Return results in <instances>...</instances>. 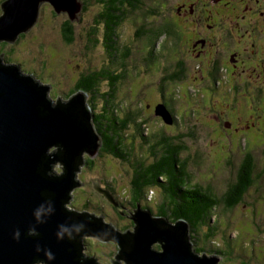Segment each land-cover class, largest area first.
Masks as SVG:
<instances>
[{
  "label": "rangeland",
  "instance_id": "rangeland-1",
  "mask_svg": "<svg viewBox=\"0 0 264 264\" xmlns=\"http://www.w3.org/2000/svg\"><path fill=\"white\" fill-rule=\"evenodd\" d=\"M167 2L168 8H162L163 13L170 14L174 10L180 19H182L180 15L184 14L192 17L194 14L199 15L198 9L202 4L207 6V4L215 3V6H219L223 3L225 6L233 8L238 6L240 7V9H237L239 10V15H242L246 6L245 0H219L217 2L213 0H167ZM149 4L150 6L155 5L154 1H150ZM1 6L0 0V15L3 13ZM39 7L40 11L36 21L25 31L24 37H17V40L14 41L2 40L8 44L6 49L14 48L12 54L15 58L12 59L10 57V51L5 52V54L0 53V58L5 61V56H8L7 58L10 62H15H11V64L19 65L26 74H32L38 83L42 85L45 83L48 86L47 96L49 95L48 98L52 102V106L55 107L57 100H69V97H67L69 88L74 86L78 79L83 78L85 72L90 69H98L102 67L104 60L106 62L104 48L101 43L95 44L90 49L87 48L89 38L87 32L94 25V17L102 7L100 4L90 3L88 9L83 13L81 12V18L72 21L75 39L71 43L66 42L63 38V23L69 19L67 12H55L49 0L42 1ZM142 19L141 13L136 12L125 20L121 28H119L120 39L123 43L131 47L136 44L135 33L137 34V31L143 26ZM233 23L235 24V22ZM258 40L260 41V38ZM260 42L264 44V40ZM217 45L218 42L215 37L209 38L200 56L210 60L209 50H213ZM218 53L217 48L215 54H212V58L216 57ZM229 53L230 51L227 54L229 55ZM262 63L264 69V61H261L260 65ZM127 70L128 75L130 71L133 73L122 79L114 98L120 104L123 101L127 102L125 105L126 109H140L142 119L144 118L148 121L147 125L149 126L147 127L146 124H143V131H141L138 122L134 125L131 123L126 128V137L127 142L133 146L134 155L142 154V156L147 157L145 160L149 162L152 160V156L145 138L151 133L149 128L167 127L166 134L169 135L188 130L181 122H179V125L172 126L173 124L165 121L161 115L155 114L154 110H152L162 98L157 87L162 76V73L158 71V66L146 64L142 60V53L138 54L137 50H135V53L127 63ZM233 72L237 73L236 70H233ZM192 78L193 81H196L194 76ZM229 82L231 83V80ZM251 82L248 85L256 88V85ZM226 83L218 84L213 90L211 87L207 88V84L204 85L206 90L201 96V102L199 103L196 97L199 94L196 90L194 91L195 87L190 84L193 106H188L196 108L195 111L191 110L190 114H187L188 107L186 103L175 102L173 104L178 113H185L183 117L186 125L192 126L193 123H196V130L200 132L198 142H196L197 136L193 139V135L190 133V137L183 136L180 140L186 143L190 150V152H183V156L188 153L195 154L196 161L193 157V161L191 160L192 165L190 166L192 174L204 183L212 182L216 191L221 195L228 189L229 184L231 185L236 180L237 166L241 163L242 156L248 150L245 144L251 145V150L255 151L259 156V162L264 171V148L260 147V145L264 147V124L262 125L261 122L263 121L261 118L264 116V108L254 109L256 104H248L252 102H247L244 105L239 103L238 105L241 106V109H237V114V110H233L235 109V104L228 103L227 99L238 98L241 94L237 95L238 90L235 93L229 91L228 94H225L224 92L228 88L225 85ZM184 84L182 83V85ZM256 84L264 90L263 80H260V83L256 82ZM105 90L106 86L102 85L101 91ZM213 91L219 93L215 94ZM84 95V104L88 109L87 101L90 94L85 92ZM101 102V98L97 96L95 101V110L97 112L102 111ZM251 111L252 113H250ZM217 113L222 115L221 119L217 118ZM236 115L249 117L245 119L246 126H243L238 121ZM252 116L255 117V123L248 127L247 125L251 124L253 120L250 119ZM225 119L237 121L235 122V128H229L231 130L227 129V131H224L225 126L222 127L218 122L225 121ZM157 120L162 121L163 125L157 123ZM230 132L233 133L229 135ZM56 148L57 145L54 144L49 147V150L54 151ZM197 149L200 151L197 152ZM98 152L94 156L90 155L91 158L87 154L88 152L83 153L92 162L81 163L75 171L74 180L79 181V184L70 189V199L65 202V205L70 210L84 211L101 218L102 222L111 225L116 231L119 227L122 229L128 227L134 230L132 215L135 210L129 203L132 188L131 180L134 175L133 166L129 161L103 153L101 151V143ZM148 152L149 154H147ZM198 157H201V159H198ZM218 157L220 159L217 162L213 161L216 172H213L214 167L211 168V171L206 170V167L209 168V164L212 163L210 159L214 160L216 158L217 160ZM229 158L234 159V167L229 165ZM51 169L54 174H62L63 163L54 161L51 164ZM107 184H110L109 186L113 191L106 188ZM96 186L103 190H109L113 195L114 202ZM152 192L153 200L149 199L148 204L153 211L157 212L161 206H164L165 194L163 192L165 191L153 188ZM142 203L144 204V202ZM217 212H219L218 220L216 218ZM215 218L216 222H214ZM209 219H211V223L204 222L196 226L198 229L196 238L199 241L197 240L195 245H204L206 253L218 256V264H264V188L260 194H254V191L250 189L235 213L229 212L228 209L224 208L223 204L218 208H213ZM230 219L232 220L230 221ZM213 223L214 225L211 226ZM237 229H241L243 234H239ZM86 232L88 231L83 232L84 234L82 235V239L86 243L84 244L83 252L96 256L98 263L110 262V264H114V251H120L117 241L112 240L110 237L106 238L109 236L108 234H105L106 237H104L102 233L90 232L85 234ZM213 250H218L219 252H212ZM119 258L120 263L118 264H127L126 260L121 256V252H119ZM35 264L47 263L36 262Z\"/></svg>",
  "mask_w": 264,
  "mask_h": 264
},
{
  "label": "trees",
  "instance_id": "trees-1",
  "mask_svg": "<svg viewBox=\"0 0 264 264\" xmlns=\"http://www.w3.org/2000/svg\"><path fill=\"white\" fill-rule=\"evenodd\" d=\"M4 1L1 0V3ZM150 1H154L155 5L150 6ZM80 2L82 3V13L93 2L100 4L102 7L94 17V25L87 32L89 36L87 48L90 49L95 44L101 43L104 48L106 62L104 60L102 67L98 69H90L88 72H85L84 77L78 79L77 83L69 88L67 97L71 100L78 91L90 94L87 107L88 110L93 112V123L101 142V151L115 158L129 161L133 166L134 175L131 180L132 188L129 200L133 210L140 205L141 208L150 210L153 215L163 216L172 223L180 219L186 220L190 225V241L195 245L198 240L196 238L198 232L196 226L200 223L212 222L209 217L213 208H218L223 204L225 209H228L231 213H235L237 207L244 200L250 189L254 191V194L262 192L264 188V171L261 168L259 156L255 151L251 150V145L245 144L248 150L242 156L241 163L237 166L238 173L236 180L231 185L229 184L228 189L224 191L223 195L216 191L212 182L208 181L204 183L201 179L194 177L190 166L195 154L188 153L186 156H183V152H190V150L189 146L180 140L183 136L190 137V133L193 135V139L197 136L196 142H198L200 132L196 130V123H193L192 126L186 125L183 117L185 113H178L173 104L175 102L186 103L188 107L187 114H190L191 110L195 111L196 109L189 107L193 106L190 84L195 87L194 91L196 90L199 94V96H196L199 103L201 102V96H203L206 90V87L205 89L203 88L204 85L207 84V88L211 87L213 90L218 84L227 82L225 85L228 88L224 92L225 94H228L229 91L235 93L236 90H238L237 95L241 94L238 98L227 99L228 103L235 104V109L233 110L241 109V106L238 104L244 105L247 102H252L248 104H256L254 109L264 108V90L256 84V82L260 83V80L264 81L263 63L260 65V60L264 61V44L260 42L264 40V17L259 16V13H257V23L255 26L257 36L260 38V41L258 40L260 46L256 51V48L251 45V33L249 30H244L248 27L247 22L249 20L247 17L243 18L242 15L238 14L239 10L237 9H240L238 6L233 8L225 6L223 3L219 6H215V3L207 4V6L202 4L198 9L199 15L189 16L187 20H183L178 17L174 10L170 14L163 13L162 8H168L167 0H80ZM136 12L141 13L143 26L140 27L137 34L135 33L136 44L131 47L121 41L119 28H121L122 24L131 14ZM72 21L69 17L63 23V38L69 43L75 39ZM200 26H202V30L208 34L209 38L215 37V40L218 42L217 47L215 46L213 50L209 51L211 58L217 48L219 53L216 57L210 58V60L200 55L198 56L193 51L192 40L199 34ZM24 33H20L18 38L20 36L24 37ZM214 44L216 45V43ZM7 45L4 41H0V53L5 54V52L10 51V57L14 59L15 57L12 54L14 48L10 47L6 49ZM232 49L242 54L246 50L250 51V57L246 65L247 71H243L241 63H239L236 69L229 62L227 53ZM135 50H137L138 54L142 53V60L146 64L158 66V71L162 73L157 87L162 97L160 101L168 106V109L172 112L174 119L172 126L179 125V122H181L188 130L169 135L166 134L167 127L163 128V122L157 120L156 122L161 123L162 127H156L158 128L157 130L155 127L149 128L151 129V133L145 136L152 156V160L149 162L145 160L147 157L142 156V154L138 156L134 155L133 146L127 142L126 137V128L131 123L134 125L138 122L141 131H143L142 126L146 124L148 127V121L144 118L142 119L140 109H126L125 105L127 102L123 101L120 104L114 98L122 79L133 73L130 71L128 75L127 63L135 53ZM7 57L5 56V61L10 62ZM164 61L166 64L163 63ZM11 62L15 63L14 61ZM233 70H236L237 73H234ZM28 75L33 76L30 73ZM193 76L196 78V81H193ZM230 80L231 83L229 82ZM251 80L256 85V88L248 85ZM182 83L185 84L182 85ZM195 84L198 86L196 87ZM102 85L106 86L105 91H101ZM213 92L215 94L219 93ZM97 96L102 100L101 112L95 110ZM66 100L69 101L68 99ZM66 104L67 102L65 105L60 103L58 107L62 111L67 112L68 106ZM152 110L156 114L155 106ZM238 110L236 111L237 114ZM221 117L222 115L217 113V118L221 119ZM236 118L243 126H246L245 119L249 117L236 115ZM250 119L253 120L251 124L247 125L248 127L255 123L254 116ZM261 119L263 120L261 121L263 125L264 116ZM220 122L218 123L222 127L225 126L224 131H227L229 128H235V122L237 121L225 119V121ZM232 133L230 132L229 135ZM256 143L258 142L256 141ZM61 147L62 145H57V148L52 153L59 155V148ZM260 147L264 148L261 145ZM199 151L197 149V152ZM87 154L89 155V153ZM79 159L82 160L81 163L92 162L84 154H81ZM198 159H201V157H198ZM219 159L220 157L217 160L216 158L214 160L210 159L212 163L209 164V168L206 167V170L211 171V168L214 167L213 172L215 173L216 167L213 161L217 162ZM233 162L234 159H230L229 165L232 167L235 166ZM109 185L107 184L106 188L112 190ZM153 188L165 191L163 192L165 194L164 206H161L157 212L153 211L148 204L149 199L153 200V195L150 194ZM80 212L85 213L84 211ZM217 213L216 218L218 220L219 212ZM216 218L214 222H216ZM213 225L214 223L211 226ZM129 229L131 230L128 227L125 229L118 228L122 234L127 233ZM237 230L239 234H243L241 229ZM83 243L86 244L85 241ZM156 246L159 245L156 244ZM195 247L196 252L202 254L203 251L204 253L206 252L204 245H195ZM212 252L218 253L219 251L213 250Z\"/></svg>",
  "mask_w": 264,
  "mask_h": 264
},
{
  "label": "water",
  "instance_id": "water-1",
  "mask_svg": "<svg viewBox=\"0 0 264 264\" xmlns=\"http://www.w3.org/2000/svg\"><path fill=\"white\" fill-rule=\"evenodd\" d=\"M42 1L5 0L0 41H14L29 29ZM49 2L55 12H67L72 20L81 16L80 0ZM47 93L48 86L0 58V264H35L40 259L48 264H110L83 252L84 231L117 241L120 251H114V264L120 263L119 252L127 264H218V256L196 252L184 219L172 223L139 205L132 215L134 230L122 234L99 217L68 209L70 189L79 184L74 180L82 162L79 156L99 153L101 142L84 91L69 101L57 100L55 107ZM66 102L67 112L58 107ZM155 110L173 122L164 103ZM54 144L62 145L59 155L49 152ZM54 161L63 163L62 174L52 173ZM17 230L19 239L14 238Z\"/></svg>",
  "mask_w": 264,
  "mask_h": 264
},
{
  "label": "bare ground",
  "instance_id": "bare-ground-1",
  "mask_svg": "<svg viewBox=\"0 0 264 264\" xmlns=\"http://www.w3.org/2000/svg\"><path fill=\"white\" fill-rule=\"evenodd\" d=\"M60 13H62V12H60ZM172 124V123H171ZM93 129H94V131L97 133V131H96V127H95V125H94V123H93ZM102 148V147H101ZM107 195V197L109 198V199H111V201H113L114 202V200H113V197H112V195L111 194H109V193H106ZM85 232V231H84ZM87 233H90L89 231L88 232H86L85 234H87ZM91 233H95V232H91ZM107 238V237H106ZM40 261H42V262H44V263H47L45 260H43V259H40V260H37L36 262H40ZM48 264V263H47Z\"/></svg>",
  "mask_w": 264,
  "mask_h": 264
},
{
  "label": "clouds",
  "instance_id": "clouds-1",
  "mask_svg": "<svg viewBox=\"0 0 264 264\" xmlns=\"http://www.w3.org/2000/svg\"><path fill=\"white\" fill-rule=\"evenodd\" d=\"M1 61H3V62H6V61H4V60H1ZM7 64H11L10 62H7ZM22 69V68H21ZM49 96V95H48ZM61 101H67V100H61ZM49 152L50 153H52V151H50L49 150ZM54 152V151H53ZM56 175H60V173H56ZM37 215H39V213H37ZM33 231H34V229H33ZM19 235H20V233H19V231L17 230L16 232H15V234H14V238H16V239H19ZM208 254V253H207ZM209 255V254H208ZM49 258H51V256L49 255Z\"/></svg>",
  "mask_w": 264,
  "mask_h": 264
},
{
  "label": "flooded vegetation",
  "instance_id": "flooded-vegetation-1",
  "mask_svg": "<svg viewBox=\"0 0 264 264\" xmlns=\"http://www.w3.org/2000/svg\"><path fill=\"white\" fill-rule=\"evenodd\" d=\"M194 39V38H193ZM206 40H207V38H206ZM193 41V40H192ZM194 44V42L192 43V45ZM194 46V45H193ZM192 46V47H193ZM193 50H194V48H193ZM200 54V53H199ZM198 55V54H197ZM199 56V55H198ZM238 65V63H235V66H237ZM88 256H90V255H88ZM40 262H42V261H40Z\"/></svg>",
  "mask_w": 264,
  "mask_h": 264
}]
</instances>
